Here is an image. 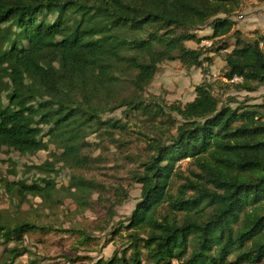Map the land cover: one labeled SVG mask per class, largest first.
Masks as SVG:
<instances>
[{"label": "trees", "instance_id": "trees-1", "mask_svg": "<svg viewBox=\"0 0 264 264\" xmlns=\"http://www.w3.org/2000/svg\"><path fill=\"white\" fill-rule=\"evenodd\" d=\"M240 5L241 0H0V149L34 154L44 147L43 127L50 125L47 136L59 144L62 161L79 168L89 162L81 155L84 130L102 128L109 137L124 130L119 121H103V113L125 107L169 120L154 127L158 136L143 135L152 154L134 179L140 200L128 224L115 230L127 232V248L96 264H142V256L148 264H264V95L258 104L234 97L221 102L202 83L191 102L168 106L178 123L164 109L137 101L164 61L202 67V51L184 43L227 36L234 25L229 17ZM205 25L210 36L190 33ZM231 36L230 51L224 42L216 48L225 51L228 83L222 84L255 93L264 87L258 46L264 35L244 37L235 30ZM233 77L240 81L231 82ZM122 84L131 86V95L117 92ZM6 90L8 103L1 105ZM169 127L173 133L164 132ZM185 160L186 171L177 170ZM175 178L180 182L173 189ZM6 188L57 202L51 196L57 191L45 180L43 186L16 182ZM65 190L85 207L84 194L94 185L71 175ZM45 230L54 229L0 220V264H20L28 254L18 246L21 236Z\"/></svg>", "mask_w": 264, "mask_h": 264}, {"label": "rangeland", "instance_id": "rangeland-1", "mask_svg": "<svg viewBox=\"0 0 264 264\" xmlns=\"http://www.w3.org/2000/svg\"><path fill=\"white\" fill-rule=\"evenodd\" d=\"M242 3V2H241ZM241 6V5H240ZM240 6L229 17L231 21L241 14ZM241 10V11H240ZM222 17V16H221ZM234 22V21H233ZM207 25L201 28L190 29L196 37H208L212 34ZM232 31L221 39H205L211 46H201V42H185L189 49H200L203 53L202 67L186 66L178 60L164 61L158 65L152 81L141 93L139 102L146 104L149 109L156 107L164 109L171 115L175 123L180 118L168 110L171 104L184 106L195 97V87L205 83L211 86L212 94L221 102L227 97H234L238 101L257 97L262 102L263 95L259 92H238L234 88L225 87L227 81L223 78L224 50L216 52L220 43H226L228 50L232 49L234 38ZM212 31V30H211ZM211 33V34H210ZM244 37H250L244 35ZM203 40V41H205ZM210 60V62L204 61ZM56 67V63H54ZM7 83L6 80L3 81ZM235 83V82H234ZM264 92V87H261ZM123 96L131 95L132 89L128 84L116 88ZM8 91L1 93V105H6ZM103 121L112 119L124 125V130H113L114 136L103 134L102 128L84 130L80 140L81 155L87 158L88 165L74 168L61 159L62 149L59 144L47 136L52 126L43 127L42 141L44 147L34 154L21 155L14 150L0 149V220L2 223L12 225L27 221L37 226H48L53 231H36L21 236L20 249H27L28 254L23 255L16 263L26 264L36 260V264H96L111 258L117 250L120 256L123 249L128 246L127 232L115 234L119 227L127 225V219L140 200V185L134 182L136 173L152 151L147 148L145 137H156V128L169 123L166 117H157L152 120L148 115L118 108L112 112L103 113ZM166 127V126H165ZM173 133L171 127L165 128ZM162 133V132H160ZM160 135V134H159ZM48 162L44 168L37 166ZM188 160L179 162L176 169L186 171ZM71 175L87 179L94 185L90 194H84L83 199L88 202L85 207L77 206L65 190ZM46 181L57 192L51 196L56 203H48L38 196L22 194L17 190H7L6 184L31 185L37 183L43 186ZM180 178L173 180L174 185ZM120 188L124 190L121 192ZM48 197L50 191L46 192ZM82 196V195H81ZM61 230L73 231L63 233ZM88 236L87 239L83 237ZM15 246L12 241L9 247ZM3 255V246L0 245V256ZM129 255L127 252L126 256ZM69 259L74 260L73 263ZM142 264H148L142 256ZM172 264H177L175 261Z\"/></svg>", "mask_w": 264, "mask_h": 264}, {"label": "crops", "instance_id": "crops-1", "mask_svg": "<svg viewBox=\"0 0 264 264\" xmlns=\"http://www.w3.org/2000/svg\"><path fill=\"white\" fill-rule=\"evenodd\" d=\"M241 2L242 12L234 18V22L232 21L234 29L244 35L252 36L253 33L264 35V0H241ZM261 89L258 90L259 94H264ZM253 98H256L253 103H261L257 97Z\"/></svg>", "mask_w": 264, "mask_h": 264}, {"label": "built area", "instance_id": "built-area-1", "mask_svg": "<svg viewBox=\"0 0 264 264\" xmlns=\"http://www.w3.org/2000/svg\"><path fill=\"white\" fill-rule=\"evenodd\" d=\"M201 46H211V44L207 43V40H205V41L201 42ZM258 46H259L260 50L262 51V53L264 54V41H260ZM239 81H240V79L237 77H233V79L231 80V82H235V83H238Z\"/></svg>", "mask_w": 264, "mask_h": 264}]
</instances>
